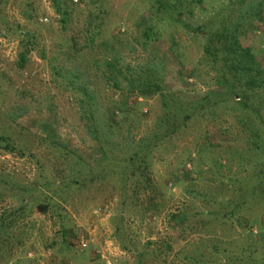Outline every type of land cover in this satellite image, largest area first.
I'll return each mask as SVG.
<instances>
[{
    "label": "rangeland",
    "instance_id": "rangeland-1",
    "mask_svg": "<svg viewBox=\"0 0 264 264\" xmlns=\"http://www.w3.org/2000/svg\"><path fill=\"white\" fill-rule=\"evenodd\" d=\"M155 1L0 0V264H264V0Z\"/></svg>",
    "mask_w": 264,
    "mask_h": 264
},
{
    "label": "trees",
    "instance_id": "trees-1",
    "mask_svg": "<svg viewBox=\"0 0 264 264\" xmlns=\"http://www.w3.org/2000/svg\"><path fill=\"white\" fill-rule=\"evenodd\" d=\"M177 1H179V0H156L155 2H158V5H159L158 9H160V10H163V9L176 10V8H178ZM66 14L67 13H65L64 15H66ZM65 17L67 18V16H65ZM63 21H67V19L64 18ZM163 21H164V19L162 18L161 22H163ZM91 25H92V23H91ZM96 31H97V29H96ZM196 31L202 37H205L206 40L210 36L209 32H207V31L198 30V29ZM96 33H97V35L99 34V32H96ZM96 33L94 35H96ZM146 36L150 40L153 39V37H154L153 30L149 29L148 32L145 33V37ZM103 41H104L103 44H105V43L107 44L108 39L107 40H103ZM106 44L104 46H106ZM110 45L111 46H115L113 43H111ZM66 47H67V44H66ZM92 47L93 46L91 44H89V45L87 44L86 46H83L81 48L76 49L77 51H75V49L73 48L75 53H74V51L71 52V51L61 47L62 48L61 52H64L63 55L67 54V56H69V57L72 54L79 56L81 54L83 55V53H84V51L86 49L92 48ZM221 47H222V49L220 50L219 46L216 45V42L214 41V39L211 36H210L209 42H207L206 45H205L204 49L206 51V56L208 58H211L212 63L214 65H216V61H217L218 63H220V65H223V64L226 65L227 64L228 68H226V70H229V69L233 70V68L236 67L237 70L240 71V72L236 73L237 76H234L235 78L236 77L240 78V76L244 77V73L247 76L246 71H252V69L248 65L243 64L242 58H239V52L245 53L244 56H246L247 54H250L253 57L254 54L250 50L247 53V51L244 48L242 49V47L239 44L236 45V44H232V43L221 44ZM236 47L240 48V50H237ZM232 51H234L233 52L234 56L229 58L231 56ZM216 53L218 54L217 56H216ZM218 56H219V58H217ZM59 59H62L64 63H66V61H68V60H72V61H74V59L81 60V63L86 67V58H58V60ZM25 61H26V56L22 55V58H21L22 65H25ZM64 63H62L61 60H60V64L55 66L54 69H55V71L57 72V74L59 76H63V81L65 82V84L68 85V86L77 87V88H79L78 87V85L80 84L79 82H83L82 84L84 85L85 81H83V80L85 79V77L87 75V72L86 71L84 72L83 70H81L79 68H74V69L68 68ZM108 63H109L110 66H115L113 61L112 62H108ZM87 68H89L88 70H90L91 66L87 65ZM112 69L114 70V68H112ZM117 72H116L117 76H116V74H113L114 76H116L115 79H117L119 77V74ZM224 75L226 77H228L227 74H224ZM229 79L231 81V78H229ZM227 80L228 79L225 78V80H222V83L228 84L226 82ZM130 82H133L132 78H130ZM143 82H144L143 87L141 86V93L143 95L147 96L149 94H153V93L161 91V86L159 84L153 82L151 79L145 80ZM80 89L85 91V92L87 91V88H85L83 86H81ZM90 99L93 100V97H90ZM133 159H134V157H131L130 162H132ZM77 182H75V184H77ZM39 208L42 209V211H46L47 210V206H45V205H40ZM16 221H17V218H14L12 216V214H11V216H9V217L6 216V218H3V219H2V217L0 218V238H1L0 242L2 243L0 245V247L4 246V243H8V240L10 238H13L12 232H13V229L15 228V226H16V223H15ZM1 251L3 252L4 249L2 248Z\"/></svg>",
    "mask_w": 264,
    "mask_h": 264
},
{
    "label": "built area",
    "instance_id": "built-area-1",
    "mask_svg": "<svg viewBox=\"0 0 264 264\" xmlns=\"http://www.w3.org/2000/svg\"><path fill=\"white\" fill-rule=\"evenodd\" d=\"M83 245H84V248L87 246V244H85V243H83ZM83 247V246H82Z\"/></svg>",
    "mask_w": 264,
    "mask_h": 264
}]
</instances>
